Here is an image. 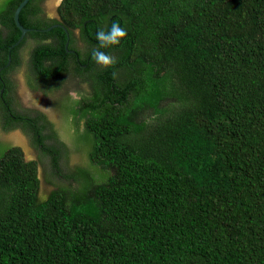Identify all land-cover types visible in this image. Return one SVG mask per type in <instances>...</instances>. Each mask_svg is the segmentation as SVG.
Returning a JSON list of instances; mask_svg holds the SVG:
<instances>
[{"label":"trees","instance_id":"1","mask_svg":"<svg viewBox=\"0 0 264 264\" xmlns=\"http://www.w3.org/2000/svg\"><path fill=\"white\" fill-rule=\"evenodd\" d=\"M20 1L0 0V67L19 47ZM40 1L23 26L51 25L24 15ZM58 12L86 66L67 62L64 29L35 30L28 79L53 91L72 72L91 95L60 103L56 130L17 114L9 83L0 126L31 129L58 170L62 148L46 140L68 141L82 185L39 199L36 164L0 141V264H264V0H62ZM113 21L127 36L100 67L95 34Z\"/></svg>","mask_w":264,"mask_h":264},{"label":"rangeland","instance_id":"2","mask_svg":"<svg viewBox=\"0 0 264 264\" xmlns=\"http://www.w3.org/2000/svg\"><path fill=\"white\" fill-rule=\"evenodd\" d=\"M61 0H41L43 21H51L55 18H61L58 12V4ZM79 50L83 51L82 45H77ZM21 73L13 78V96L20 112H24L29 116L44 114V118L55 124V129H60L61 113L58 106L61 103L63 107L67 106L66 98L81 99L91 95L90 82L85 81L81 75L69 72L65 75L61 88L58 90H47L44 88L34 87V83L26 84ZM174 101L168 100L166 103L170 105ZM152 116L151 111H140L135 119L137 121H147ZM1 125V124H0ZM48 139V145H57L61 147L59 154L58 169L53 167L51 155L43 152L40 147L34 143L31 129L24 127L22 124H13L8 129L0 126V141L17 147L21 151V155L25 162H33L36 164L37 177L39 180L38 198L44 199L50 192L65 188L67 194H71L82 185L80 179H75V171L77 167L85 168L86 161L83 154L73 145L66 143V152L59 143L58 139ZM76 142V140H75ZM91 184L88 192H92Z\"/></svg>","mask_w":264,"mask_h":264},{"label":"flooded vegetation","instance_id":"3","mask_svg":"<svg viewBox=\"0 0 264 264\" xmlns=\"http://www.w3.org/2000/svg\"><path fill=\"white\" fill-rule=\"evenodd\" d=\"M35 6H36V8L34 10L27 11L24 15L30 23L36 25L35 22H37V24L40 22H43V16H42V11H41L42 8H41L40 2L36 3ZM51 21L52 22H51L50 26H53L55 24H62L63 25L61 18H55V19H52ZM48 27L49 26H46V27H43V26L26 27V28H29L30 30L25 32L24 37L21 40L22 44L17 45L19 47L13 53L14 60L12 61V56H11V54H9L10 55V61L9 62L7 61V63L4 66L0 67V83L4 85L3 88L0 90V93L3 92L4 88L9 89V86H8L9 83H12V86H13V82H12L13 78L15 75H17L19 73H21L22 77H24L23 79H25L26 84H27V81H28V83L31 82L28 79V75H29L28 71H29V68L32 66V53H33L35 43L38 40L35 37L31 36V34H29V32L35 31V29H46ZM52 28H61V27L55 26ZM67 32H68V41H67V45L65 47L67 54H69V57L68 58L66 57L67 62L73 63L75 65L77 62H79V64L81 66L85 67L86 66L85 64L80 63V59H81L80 56L81 55H80V51H79V48L77 47V45H82L83 43L79 37L78 30L75 31L74 29H71L70 31L67 30ZM70 42L75 43V45H74L75 47L72 46L73 44L72 43L70 44ZM34 84H35V87L36 86L39 88L42 87L39 83H34ZM13 89H14L13 87L10 89V96H13ZM16 112H17V114H21L25 117L28 116L27 114H25L24 112H20L19 110Z\"/></svg>","mask_w":264,"mask_h":264},{"label":"clouds","instance_id":"4","mask_svg":"<svg viewBox=\"0 0 264 264\" xmlns=\"http://www.w3.org/2000/svg\"><path fill=\"white\" fill-rule=\"evenodd\" d=\"M127 36V30L121 27L120 23L113 21L108 30L100 28L95 34L98 46L92 50L91 59L100 67H110L116 63L114 56L101 49H107L121 43V40Z\"/></svg>","mask_w":264,"mask_h":264},{"label":"water","instance_id":"5","mask_svg":"<svg viewBox=\"0 0 264 264\" xmlns=\"http://www.w3.org/2000/svg\"><path fill=\"white\" fill-rule=\"evenodd\" d=\"M30 0H21L19 2V4L17 5V7L15 8L14 12H13V21L15 23V26L20 30V35L18 37V39L9 47V49H12L13 47H15L16 45H18L21 40L23 39L24 37V34L26 31H29L30 29L29 28H26L24 27L20 21H19V14L22 10V8L29 2ZM55 26H59L61 27L62 29H64L66 31V34L68 36V32L67 30L65 29V27L62 25V24H55L53 26H49L48 28L46 29H35L36 31H48L50 30L52 27H55ZM68 41V40H67ZM67 43L65 44V47H66ZM10 61V55H8V62Z\"/></svg>","mask_w":264,"mask_h":264}]
</instances>
